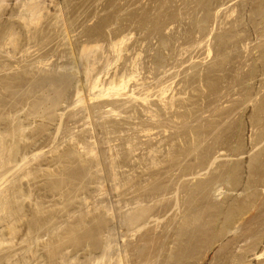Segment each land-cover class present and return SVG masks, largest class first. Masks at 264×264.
Listing matches in <instances>:
<instances>
[{"label":"rangeland","instance_id":"obj_1","mask_svg":"<svg viewBox=\"0 0 264 264\" xmlns=\"http://www.w3.org/2000/svg\"><path fill=\"white\" fill-rule=\"evenodd\" d=\"M23 1L0 2V264H264V0ZM82 41L106 51L93 68ZM76 54L82 85L99 66L101 83L132 75L125 90L79 89Z\"/></svg>","mask_w":264,"mask_h":264},{"label":"bare ground","instance_id":"obj_2","mask_svg":"<svg viewBox=\"0 0 264 264\" xmlns=\"http://www.w3.org/2000/svg\"><path fill=\"white\" fill-rule=\"evenodd\" d=\"M6 1H7L6 4L8 5L9 2H8V0H6ZM21 1H22V0H21ZM39 1H41V0H25V1H23L24 3L22 4V6L24 5V6H27V7H24V6H23L22 8H23V9H24V8H28L29 11H34V13H32V12H31V13H32L33 15L35 14L34 16H36L37 13L41 12V10H40L41 7H43L42 9H44V8H48V6L46 5V4H47L46 2H48V0H47V1L44 0V1H46V2L43 1L44 4H43L42 2L39 3ZM52 1H53V0H52ZM54 1H55V0H54ZM54 1H53V2H54ZM59 1H60V0H58V6H59ZM75 1H76V0H75ZM75 1H73V2H75ZM143 1H144V0H143ZM0 2H1V0H0ZM2 2H3V1H2ZM2 2H1V3H2ZM55 2H57V1H55ZM55 2H54V3L51 2V3L53 4V6H55ZM71 2H72V1H71ZM76 2H77V1H76ZM81 2H82V1H81ZM81 2H80V3H81ZM131 2H132V1H131ZM1 3H0V4H1ZM90 3H91V2H90ZM19 4H21V3L19 2ZM42 4H43L44 6L46 5V7H44ZM49 4H50V3H48V5H49ZM72 4H73V3H72ZM83 4H85V3H83ZM86 4H87V3H86ZM4 5H5V3H3V5H1L0 10L3 9ZM41 5H42V6H41ZM50 5H51V4H50ZM50 5H49V6H50ZM70 5H71V4H70ZM70 5H69V6H70ZM76 5H77V3H76ZM78 5H79V3H78ZM88 5H89V4H88ZM5 6H6V5H5ZM40 6H41V7H40ZM51 6H52V5H51ZM60 6H61V5H60ZM7 7H8V6H7ZM39 7H40V9H39ZM55 7H56V6H55ZM1 8H2V9H1ZM5 8H6V7H5ZM18 8H21V7L18 6ZM62 8H63V7H62ZM74 8H75V7H74ZM23 9H22V10H23ZM59 9H61V7H60ZM28 10L26 9L27 13H29ZM39 10H40V11H39ZM26 11H25V9L23 10V12H25V13H26ZM43 11H44V10H43ZM60 11H61V10H60ZM139 11H140V10H139ZM61 12H62V11H61ZM21 13H22V12H21ZM63 13H64V12H63ZM132 13H133V12H132ZM29 14H30V13H29ZM32 14H30V15H28V16H31ZM59 15H61L60 12H59ZM28 16H27V17H28ZM34 16H33L32 18H33L34 21H35V20H36V19H35L36 17H34ZM61 16H62V18H63V20H64V14L61 15ZM38 17H39V15H38ZM38 17H37V19H39V18L41 19V17H39V18H38ZM21 18H22V17H21ZM23 18H24V19H27V18H25V17H23ZM32 18H31V19H32ZM59 18H60V17H59ZM62 18H60V19H62ZM29 19H30V17H29ZM29 19H28V20H29ZM40 19H39V20H40ZM39 20H37V21H39ZM140 20H141V19H140ZM26 21H27V20H26ZM32 21H33V20H32ZM61 21H62V20H61ZM134 21H135V20H134ZM63 22L65 23V20H64ZM64 23H63V24H64ZM14 25H15V23H14ZM23 25L26 26L25 23H24ZM66 25H67V24L65 23L64 26H66ZM111 25H113V24H111ZM141 25H142V24H141ZM19 26H20V25H19ZM21 26H22V25H21ZM24 26H22L21 28L24 29ZM27 26H28V25H27ZM64 26H63V27H64ZM67 26H68V25H67ZM37 27H38V26H37ZM37 27H36V28H37ZM63 27H62V28H63ZM114 27H115V26H114ZM18 28H20V27H18ZM28 28H29V26H28ZM62 28H61V29H62ZM65 28H66V27H65ZM129 29H130V28H129ZM12 30H13V29H12ZM19 30H20V29H19ZM25 30L27 31L28 34H30V33H29V32H30L29 29H28V30L25 29ZM25 30H24V31H25ZM31 30H32V29H31ZM36 30H38V29H36ZM43 30H44V28H43ZM51 30H52V29H51ZM64 30H65V29H64ZM66 30H67V29H66ZM125 30H126V29H125ZM125 30H124V31H125ZM141 30H142V29H141ZM34 31H35V30H34ZM34 31H33V33H34ZM41 31H42V29H41ZM68 31H69V30H68ZM36 32L38 33V31H35V33H34L35 36H34V37H36ZM42 32L45 33V31H42ZM50 32H51V31H50ZM50 32H49V33H50ZM55 32H57V31H55ZM66 32H67V31H66ZM118 32H119V31H118ZM27 33H25L26 36H28ZM57 33H58V32H57ZM68 33H69V32H67V34H68ZM14 34H15V33H14ZM14 34H12V35H14ZM21 34H22V33H21ZM31 34H32V32H31ZM40 34H41V32H40ZM45 34H46V33H45ZM45 34H44V35H45ZM70 34H71V33H70ZM123 34L125 35V33H123ZM126 34H127V33H126ZM17 35H18V34H17ZM32 35H33V34H32ZM51 35H52V34H51ZM54 35H56V34H54ZM54 35H52V36H54ZM86 35H87V34H86ZM124 35H123V36H124ZM22 36H23V38H24V36H25L24 33H23ZM30 36H31V35H30ZM62 36H63V35H62ZM62 36H61V37H62ZM70 36H71V35H70ZM70 36H69V34H68L67 37L70 38ZM87 36L90 37V35H87ZM87 36H85V38H88ZM96 36H97V35H96ZM119 36H120V35H119ZM119 36H118V37H119ZM126 36H127V35H126ZM28 37H29V36H28ZM32 37H33V36H32ZM34 37H33V38H34ZM58 37H59V36H58ZM80 37H81V35H80ZM97 37H98V36H97ZM111 37H112V34H111ZM127 37H128V36H127ZM127 37H126V39H127ZM20 38H21V37H20ZM26 38H27V37H26ZM29 38H31V37H29ZM33 38H31V39H33ZM53 38H54V37H53ZM62 38H63V37H62ZM71 38H72V37H71ZM119 38H120V37H119ZM119 38H118V39H119ZM36 39L38 40V38H36ZM36 39H35V41L38 42ZM40 39H41V38H40ZM40 39H39V40H40ZM45 39H46V36H45L44 40H45ZM49 39H50V38H49ZM51 39H52V37H51ZM64 39L67 40V38H64ZM64 39H63V40H64ZM88 39H89V38H88ZM99 39H100V38H99ZM111 39H113V40H111V41H114L115 38L113 37V38H111ZM116 39H117V37H116ZM123 39H125V37H124V38L122 37V43H123ZM126 39H125V41H126ZM20 40H21V39H20ZM25 40H29V39H25ZM33 40H34V39H33ZM44 40H43V41H44ZM52 40H54V39H52ZM56 40H57V39H56ZM56 40H55V41H56ZM65 40H64L63 42H65ZM70 40H71V39H70ZM70 40H69V41H70ZM80 40H81V39H80ZM97 40H98V39H97ZM29 41L32 42L31 40H29ZM35 41H34V42H35ZM43 41H42V42H43ZM47 41H48V39H46V43L48 44ZM49 41H50V40H49ZM55 41H54V42H55ZM69 41H68V43H69V44H72L71 41H73V40H71L70 42H69ZM84 41H85V40H84ZM84 41H82V43H81V44H84V45H83V49H82V48H79V49L81 50V52H79V50H78L77 52H79V53L82 54V55H81V54H80V55L78 54L79 57H80V56H83V57L85 56V57H84L85 59L82 58V57L79 58L77 54H76L77 58H76V56H74V57L72 56V57H73V61H74V65L72 64L73 62L71 63V64L73 65L72 73H73V75L75 76V78H77V84H76V82H75L76 86H78L79 89H80V88L86 89V88H84L85 85H86V87H88V85H91V84H92V86H91L92 88L100 87V86L102 85V87L105 88L106 90H116V92L118 91V93H119V91H121L122 89L125 88V81H126V80H125V77H126V76L124 77V80H125V81H124V80L122 79V77H121L122 80L118 79V77L120 78V76H117V75H118V74H117V75H116L117 80H114V79H116V77H115V78L113 77V76L115 75V74H114L113 76L111 75V76L113 77V80H111L112 77H110V79H109V76L107 77L108 79L105 78V79H107V82L105 81V83H107L106 85H105L104 82L101 83V82H100L101 80H99V77H97V76L100 75V73H101V71H100V73L97 74V73H98V70H99V66H98L99 63H97V62L101 61L102 58H101V60H100V59L98 60V59H97V58H98L97 55H98L99 53L101 54V52L104 53L105 50H104V48H102L103 45H102L101 41H100V43H99L98 41H96L97 43L94 42L96 45H95L93 42L90 41V43H93L95 46H97L98 44H101L102 46L100 45V46H97V47H100L103 51L100 50V48H99L100 51H99V50H96V47H95L94 45L91 44L92 47H93V48H92V47L90 46V43H88V44H89V47H91V50L88 49V50H90V51H88V50L86 49V52H87V53H84V55H83L82 52L85 51L84 48H85L86 45H87V43H84ZM116 41H117V43H118V42L121 41V40L119 39V41H118V40H116ZM116 41L113 42V44L116 43ZM140 41H142V40H140ZM27 42H28V41H27ZM34 42H33V45H34ZM40 42H41V40H40ZM88 42H89V41H88ZM109 42H110V41H109ZM58 43H59V42H58ZM111 43H112V42H111ZM125 43H126V42H125ZM125 43H124V44H125ZM30 44L32 45V43H30ZM64 44H66V43H63V47H64ZM81 44H80V46H81ZM120 44H121V43H119V45H120ZM139 44H140V43H139ZM31 45H29V46L31 47ZM35 45L38 46L39 44H36V43H35ZM44 45L46 46V44H44ZM78 45H79V44H78ZM111 45H112V44H111ZM111 45H110V46H111ZM119 45H118V46H119ZM29 46H28V47H29ZM61 46H62V44H61ZM61 46H59V47H61ZM73 46H74V45H73ZM73 46L71 45L72 48H73ZM75 46H76V45H75ZM75 46H74V47H75ZM120 46L123 47L122 44H121ZM126 46H127V45H125V47H126ZM26 47H27V46H26ZM30 47H29V48H30ZM34 47H35V46H34ZM46 47H49V46H46ZM46 47H45V48H46ZM52 47H53V46H52ZM52 47H51V49H52ZM78 47H79V46H78ZM81 47H82V46H81ZM111 47H112V46H111ZM29 48H28V49H29ZM32 48H33V46H32ZM32 48H31V49H32ZM40 48H41V47H40ZM45 48H44V49H45ZM86 48H88V45H87ZM113 48H114V45H113L112 49H113ZM115 48H116V46H115ZM126 48H127V47H126ZM35 49H36V48H35ZM44 49H43V51H42L43 53H44ZM49 49H50V48H49ZM51 49H50V50H51ZM54 49H57V48H54ZM58 49H59V48H58ZM61 49H62V48H60V50H61ZM73 49H74V48H73ZM76 49H78V48L76 47ZM93 49H95L96 52L98 51V53L95 52V54H92V53H94V52H92V51H94ZM116 49H117V48H116ZM118 49H119V48H118ZM124 49H125L124 47H123V49L120 48V50H122V51H119V50H118L120 53H118V52L116 51L117 53H115V54H116V55L118 54L117 56L119 57V54H121V52H123ZM128 49H129V48H128ZM38 50H39V49H38ZM71 50H72V49H71ZM82 50H84V51H82ZM113 50H114V49H113ZM129 50H130V49H129ZM140 50H141V49H140ZM27 51L30 52V51H32V50H30V51L27 50ZM46 51H47V50H46ZM46 51H45V52H46ZM51 51H52V50H51ZM62 51H63V50H62ZM66 51L69 52V48H68V50H66ZM72 51H73V50H72ZM125 51L128 52L127 49H126ZM125 51H124V52H125ZM56 52H58V50H57ZM74 52H75V51H74ZM74 52H73V53H74ZM77 52H76V53H77ZM88 52H92V53L89 54ZM105 52H106V51H105ZM113 52H115V51H113ZM113 52H112V53H113ZM37 53H38V51H37ZM47 53H50V54H51L52 52H47ZM59 53H60V52H59ZM64 53H65V51H64ZM69 53H70V52H69ZM71 53H72V52H71ZM71 53L69 54V56L71 55ZM73 53H72V55H73ZM103 53H102V54H103ZM135 53H136V52H135ZM138 53H139V52H138ZM138 53H137V54H138ZM32 54H34V53H32ZM32 54H31V55H32ZM50 54H48V55H50ZM55 54H56V53H55ZM55 54H54V55H55ZM57 54H58V53H57ZM85 54L90 55V56H91V54H92V55H95V57H93L92 60H93L94 58H96V56H97V58L95 59V61H97V62H95V61H94V62L96 63V66H98V67H97L98 70H97V73H96L97 76H96L95 79H94V78L91 79L93 76H91V78H89L90 80H92L91 84H89L88 81H90V80L87 79V78H88L90 75H92V74H89V72L85 71V70H87V69H83V71H84V72H83V76H84V77L86 76V78H84V79L87 80V82H85V83H87V84L84 83L85 85H84V84L82 85L81 82H78V80L80 81V79H78V78H80L79 75H81V74L79 73V71H80V70H79V67L81 66L80 61H81L82 63H83V61H85L84 63H86V61H87V65H86V64H83V65H85V66L82 65L81 68H82V67H84V68H85V67L88 68V67H89V66H88L89 63L91 64V62H92V60H90L91 62H90V61L88 62V58H89V56L86 57L87 55H85ZM96 54H97V55H96ZM122 54H123V53H122ZM139 54H141V52H140ZM36 55H37V54H36ZM41 55H43V54L41 53ZM45 55H47V54H44V56H45ZM60 55H61V54H60ZM74 55H75V54H74ZM108 55H109V54H108ZM110 55H111V54H110ZM110 55H109V56H110ZM65 56H66V55H65ZM101 56H102V55H101ZM106 56H107V55H106ZM106 56H105V57H106ZM42 57H43V56H42ZM46 57H47V56H46ZM50 57H51V56H50ZM66 57H68V54H67ZM107 57H108V56H107ZM47 58H49V56H48ZM78 58H79V59H84V60L82 61V60H79ZM86 58H87V60H86ZM42 59H43V61L45 62V59H44V58H42ZM90 59H91V58H90ZM50 60H52V59H50ZM64 60H65V59H64ZM69 60H70V59H69ZM71 60H72V59H71ZM43 61L41 60V63H40L39 60H38V62L40 63V65L43 63ZM78 61H79V63H80V66H79ZM107 61H109V59H108ZM111 61H112V60H111ZM109 62H110V61H109ZM109 62H108V65H110V63H111V62H110V63H109ZM45 63H46V62H45ZM45 63H44V64H45ZM48 63H50V62H48ZM36 64H37V63H36ZM93 64H94V63L92 62V64L90 65L91 68L94 67L95 64H94V65H93ZM15 65H16V64H15ZM45 65H46V64H45ZM92 65H93V67H92ZM87 66H88V67H87ZM28 67H29V66H28ZM36 67H39V65L36 66ZM36 67H35V68H36ZM40 67H41L40 69H43V71H44L43 73H45V72L47 73V71H48V72L50 71L49 69L46 70V69L44 68V66H43V68H42V66H40ZM45 67H46V66H45ZM48 67H49V66H48ZM136 67H137V66H136ZM136 67L134 68L135 70H136ZM26 68H27V66H26ZM26 68H25V69H26ZM29 68H30L29 70H32L33 66H32V68H31V67H29ZM95 69H96V68H95ZM38 70H39V69H38ZM45 70H46V71H45ZM59 70H60V68H59ZM61 70H63V69H61ZM61 70H60V72H61ZM78 70H79V71H78ZM88 70H89V69H88ZM93 70H94V69H93ZM41 71H42V70H41ZM41 71L39 70V72H36V71H35V72L40 74V75L38 74V76H42V75H41L42 73H40ZM57 71H58V69H57ZM81 71H82V69H81ZM89 71H90V73L92 72L91 70H89ZM133 71H134V70H133ZM33 72H34V69H33ZM33 72H32V73H33ZM35 72H34V76H37V75L35 74ZM62 72H63V71H62ZM95 72H96V71H95ZM50 73H52V71H51ZM53 73H54V75H57V74H55V70L53 71ZM66 73H67V72H66ZM66 73L63 72L62 75H63V74H66ZM85 73H86V74L88 73V74H87L88 76H87V75H84ZM47 74L51 76V74H49V73H47ZM68 74H69V73H68ZM52 75H53V74H52ZM54 75H53V76H54ZM58 75H59V74H58ZM60 75H61V74H60ZM38 76H37V77H38ZM45 76H46V75H45ZM45 76H43V77H45ZM50 76H49V77H50ZM122 76H124V75L122 74ZM131 76H132V75H131ZM131 76H128V77H131ZM133 76H134V75H133ZM43 77H41L42 80H43ZM66 77H67V76H64L63 78H66ZM68 77H69V76H68ZM128 77H126V79H127ZM33 78H34V77H33ZM41 78H40V79H41ZM51 78H52V76H51ZM51 78L48 79V80H51ZM54 78H55V77H54ZM56 79H57V78H56ZM58 79H59V77H58ZM58 79H57L56 82H59V83H60V81H58ZM61 79H62V78H61ZM73 79H74V78H73ZM32 80H33V79H32ZM46 80H47V78H46ZM46 80H44V81H45V83L47 84ZM59 80H60V79H59ZM65 80H67V78H66ZM102 80H103V79H102ZM108 80H110V81L108 82ZM118 80H119V81H118ZM33 81H34V80H33ZM33 81H31V82H33ZM54 81H55V80H54ZM63 81H64V79H63ZM71 81H72V79H71ZM71 81H69V82H71ZM74 81H76V80H74ZM36 82H37V81H36ZM36 82H34V83H36ZM50 82H51V81H50ZM50 82H48V83L51 84L52 82H51V83H50ZM61 82H62V80H61ZM65 82H66V81H64V83H65ZM82 82H84V81H82ZM126 82H127V81H126ZM24 83H25V81H24ZM54 83H55V82H54ZM79 83H80L82 86H84V87H82V86L79 87V85H80ZM99 83H100V84H99ZM143 83H144V82H143ZM145 83H146V82H145ZM145 83H144V84H145ZM148 83H149V82H148ZM46 84H45V85H46ZM52 84H53V83H52ZM52 84H51V85H48L49 88H48V86L46 85V87L49 89V90H48V89L44 88V89H46V92H47V90H48L49 92H53V91H50V90H52V87H54V86L57 87V86H56V83H55L54 86H52ZM60 84H62V83H60ZM66 84H67V83H66ZM73 84H74V83H73ZM78 84H79V85H78ZM42 85H43V84H41V86H42ZM45 85H44V86H45ZM57 85H59V84L57 83ZM127 85H128V84H127ZM127 85H126V86H127ZM148 85H149V84H148ZM24 86H25V85H24ZM33 86H34V85H32V87H33ZM36 86L39 87L40 84L38 85V83H37ZM36 86H34V87H36ZM60 86L62 87L63 84L60 85ZM149 86H151V85H149ZM32 87L29 86V90H30V91H31V88H32ZM50 87H51V88H50ZM63 87H64V86H63ZM67 87H68V86H67ZM89 87H90V86H89ZM137 87H139V86L137 85ZM146 87H148V86H146ZM40 88H41V87H40ZM40 88H39V89H40ZM139 88H140V87H139ZM141 88H143V89L145 90L144 86H143V87L141 86ZM141 88H140V89H141ZM150 88H151V87H149L148 89L146 88L147 91H150V90H149ZM22 89H23V88H22ZM24 89H26V86L24 87ZM32 89H33V88H32ZM39 89H38V90H39ZM42 89H43V88H41V90H40L39 92L37 91L36 94H40V93L43 94L42 92H44V96H45V94H48V92L46 93L45 90L42 91ZM64 89H65V88H64ZM79 89H76V90H78V93L81 95V98H82V96H83L82 93H83L84 90H79ZM134 89H135V88H134ZM134 89H133V91H131L132 94H133V92H134ZM143 89H142V90H143ZM29 90H28V91H29ZM33 90H34V89H33ZM36 90H37V89H36ZM36 90H34V91H36ZM88 90H89V89H88ZM90 90H91V89H90ZM124 90H125V89H124ZM86 91H87V90H86ZM140 91H141V90H140ZM145 91H146V90H145ZM11 92H12V91H11ZM14 92H15V90H14ZM16 92H18V91H16ZM23 92H24V91H23ZM23 92L21 93V95L24 94V93H26V92H27V89H26V92H24V93H23ZM109 92H110V91H109ZM118 93H117V94H118ZM127 93H128V92H127ZM127 93H125V94H127ZM136 93H137V91H136ZM142 93H144V91H143ZM12 94L14 95V94H17V93H12ZM12 94H11V95H12ZM19 94H20V93H19ZM26 94H27V93H26ZM26 94H25V95H26ZM41 94H40V95H41ZM84 94L86 95V92H85ZM106 94H107V93H106ZM110 94H111V93H110ZM110 94H109V96H110ZM123 94H124V92H123ZM13 95H12V96H13ZM17 95H18V94H17ZM17 95H16L15 97L18 98L20 95H18V96H17ZM27 95H28V94H27ZM29 95H30V93H29ZM29 95H28V96H29ZM40 95H39V98L43 96V95H42V96H40ZM102 95H103V94H102ZM114 95H116V93H115ZM119 95H120V94H119ZM121 95H122V94H121ZM134 95L137 96V95H139V94L137 93V94H134ZM140 95H141V93H140ZM22 96H23V95H22ZM34 96H36L35 93H34V95H33V93H32L31 98H32V97L34 98ZM44 96H43V98H44L43 100H45V98H46L47 101H48V99H49V101H50V97H49V95H48L47 97H46V96L44 97ZM103 96H104V95H103ZM106 96H107V95H106ZM111 96H112V95H111ZM122 96H123V95H122ZM141 96H143V95H141ZM141 96H140V97H141ZM13 97H14V96H13ZM20 97H21V96H20ZM25 97H26V96H25ZM37 97H38V96H37ZM48 97H49V98H48ZM83 97H84V96H83ZM17 98H16V99H17ZM29 98H30V97H29ZM39 98H36V97H35V99H37V101L39 100V102H40V100H41L42 98H41V99H39ZM47 98H48V99H47ZM84 98H85V97H84ZM84 98L79 99V100H80L79 102H81V100H83ZM145 98H147V97H144V98H142V99H145ZM20 99H21V98H20ZM25 99H26V98H25ZM53 99L55 100V99H57V98L55 97V98H53ZM86 99H87V98H86ZM86 99H85V101H86ZM88 99H90V98H88ZM92 99H93V98H92ZM101 99H102V98H101ZM110 99H111V98H110ZM136 99H137V98H136ZM139 99H140V98H139ZM23 100H24V99H23ZM26 100H28V98H27ZM29 100H30V99H29ZM32 100H34V99H32ZM43 100H41V101H43ZM46 100H45V101H46ZM54 100H53V101H54ZM98 100H99V99H98ZM133 100H134V98H133ZM77 101H78V100H77ZM92 101H93V100H92ZM94 101H95V100H94ZM113 101H114V100H113ZM113 101H112V102H113ZM136 101H137V100H136ZM34 102H35V100H34ZM34 102H33V103H34ZM90 102H91V101H90ZM105 102H106V101H105ZM115 102H117V101H115ZM115 102H113V103H115ZM45 103H46V102H45ZM45 103H44L43 105H45ZM47 103H48V102H47ZM77 103H78V102H77ZM83 103H84V102H83ZM83 103L81 102V104H83ZM87 103H88V102H87ZM106 103H107V102H106ZM35 104H36V103H35ZM107 104H108V103H107ZM107 104L104 105V106H107ZM109 104H110V103H109ZM111 104H112V103H111ZM121 104H122V103H121ZM123 104H124V103H123ZM123 104L121 105V107H123V106L125 105V104H124V105H123ZM27 105H28V104H27ZM27 105H26V106H27ZM49 105H50V104H49ZM83 105H84V104H83ZM86 105H87V104H86ZM100 105H101V104H100ZM114 105H115V104H114ZM116 105H117V104H116ZM26 106H25V107H26ZM30 106H31V105H30ZM46 106H47V105H46ZM75 106H76V105H75ZM27 107H28V106H27ZM50 107H51V106H50ZM88 107H89V106H88ZM113 107H114V106H113ZM15 108H16V107H15ZM35 108H36V107H35ZM86 108H87V106H86ZM19 109H20V108H19ZM35 110H36V109H35ZM88 110H89V109H88ZM96 110H98V109H96ZM47 111H48V110H47ZM19 113H20V112H19ZM51 113H52V112H51ZM10 114H11V113H10ZM10 114H9V115H10ZM79 114H80V113H79ZM14 115H16V113H15ZM43 117H44V116H43ZM2 119H3V118H2ZM24 124H25V123H24ZM27 124H28V123H27ZM30 124H31V123H30ZM21 125H23V124H21ZM21 125H19V126H20V129H19L20 131H21L22 128H23ZM32 125H33V124H32ZM24 127H25V126H24ZM26 127H28V125H27ZM24 129H25V128H24ZM25 130H26V129H25ZM14 131H15V130H14ZM20 131H19V132H20ZM24 132H25V131H24ZM15 133H16V132H14L13 134H15ZM21 133H22V131H21ZM5 134H6V133H5ZM23 134H24V133H23ZM23 134H22V135H23ZM2 135H3V134H2ZM26 135H27V134H26ZM13 136H14V135H13ZM27 136H28V135H27ZM16 137H17V135H16ZM24 137H26V136H24ZM19 140H20V139H19ZM17 141H18V140H17ZM0 142H1V141H0ZM2 142H3V141H2ZM3 143H4V142H3ZM17 143H18V142H17ZM94 143H95V142H94ZM4 144H5V143H4ZM4 144H3V145H4ZM15 144H16V142H15ZM19 144H20V143H19ZM0 145H2V143H0ZM3 145H2L0 148H2ZM12 145H13V146H12V149H13V147H14V143H13ZM16 145H17V144H16ZM4 146H5V145H4ZM92 146H95V144L92 145ZM10 147H11V146H10ZM18 147H19V146H18ZM18 147H15V148L18 149ZM15 148H14V149H15ZM95 148H96V147H95ZM95 148H94V149H95ZM14 149H13V150H14ZM91 149H93V147H92ZM1 150L3 151L4 149H1ZM1 150H0V151H1ZM5 150H6V147H5ZM9 150H10V149H9ZM2 151H1L0 155L2 154ZM19 151H20V149H19ZM19 151H18V152L16 151V152L19 153ZM4 152H5V151H4ZM91 152H92V151H91ZM97 152H98V151H97ZM97 152H96V154H97ZM4 154H5V153H4ZM98 154H99V153H98ZM9 155H10V154H9ZM23 156H24V158L27 157L26 154L23 155ZM98 156H99V155H97V157H98ZM2 158H3V156H2ZM98 158H100V157H98ZM0 159H1V158H0ZM22 159H23V158H22ZM100 159H101V158H100ZM1 161H2V159H1ZM14 161H17V160H14ZM14 161H13V162H14ZM5 162H6V161H5ZM101 162H102V161H101ZM9 163H12V162H9ZM9 163L7 162V164H9ZM16 163H17V162H16ZM18 163H19V162H18ZM18 163H17V164H18ZM95 163H96V162H95ZM95 163H94V164H95ZM112 164H113V163H112ZM97 165H99V164H97ZM6 166H7V165H6ZM95 167H96V166H95ZM12 168H13V167H11V169H12ZM100 168H101V167H100ZM100 168H99V169H100ZM103 168H104V167H103ZM103 168H102V169H103ZM100 170H101V169H100ZM8 172H9V170H8ZM8 172H7V173H8ZM7 173L5 172V175H6ZM30 173H31V172H29V176H30ZM2 174H4V173H2ZM3 176H4V175H3ZM26 176H28V175H26ZM23 177H25V176H23ZM101 178H102V177H101ZM102 179H103V178H102ZM105 181H106V180H105ZM4 182H5V181H4ZM205 183H206V182H205ZM205 183H204V184H205ZM207 183H208V182H207ZM207 183H206V184H207ZM206 184H205V185H206ZM208 184H209V183H208ZM208 184H207V185H208ZM207 185H206V186H207ZM206 186H205V187H206ZM21 189H22V187H21ZM28 194H29V193H28ZM187 200H188V199H187ZM109 205H110V204H109ZM193 205L195 206V204H193ZM112 206H113V205H112ZM196 206H197V205H196ZM23 208H24V207H23ZM141 208H142V207H141ZM143 209H144V208H143ZM146 209H147V208H146ZM134 210H135V209H134ZM212 210H214V209H212ZM140 212H141V211H140ZM109 213H110V212H109ZM141 213H144V211H142ZM141 213H137V214L134 213L133 215H134V216H135V215H137V216L139 215V217H140ZM183 213H184V212H183ZM183 213H182V215H185V213H184V214H183ZM112 214H114V213H112ZM112 214H111V215H112ZM126 214H127V213H126ZM144 214H146V211H145ZM111 215H109V216H111ZM114 215H115V214H114ZM133 215L131 214L130 217H132ZM141 216H142V215H141ZM112 217H113V215H112ZM126 217H127V215H126ZM128 217H129V216H128ZM135 217H136V216H135ZM135 217H133V218H135ZM187 217L189 218V217H192V216L189 215V216H187ZM23 218H24V217H23ZM109 218H110V217H108V219H109ZM113 218H114V217H113ZM115 218H116V219H115ZM115 218H114V220L116 221V220H117V217L115 216ZM198 218H199V217H198ZM124 219H125V218H124ZM170 219H171V218H170ZM193 219H194V218H193ZM114 220H113V223H112V220H111V221L108 220V222H109V221L111 222L110 225H111V224H114L113 226L111 225V226H112L111 228L114 227V229H115V226H117V224L114 222ZM118 220H119V219H118ZM129 220H130V222H131V221L136 222V219H135V220H132V219L130 218V219H128V221H129ZM185 220H186V219H185ZM187 220H188V219H187ZM128 221H127V222H128ZM141 221H142V220H141ZM116 222H117V221H116ZM124 222H125V221H124ZM182 222H183V221H182ZM128 223H129V222H128ZM144 223H145V222H144ZM195 223H196V222H195ZM115 224H116V225H115ZM131 224H132V222H131ZM137 224H139V223L136 222V225H137ZM178 224H179V223H178ZM196 224H197V223H196ZM136 225L132 224V225H130V226H131V228H133V227L136 226ZM207 225H208V224H207ZM128 226H129V224H128ZM117 227H118V226H117ZM190 227H191V226H190ZM222 227H223V226H222ZM109 228H110V227H109ZM111 228H110V229H111ZM118 228H119V227H118ZM118 228H117V229H118ZM30 229L32 230V227H31ZM30 229H29V230H30ZM31 230H30V231H31ZM59 230H60V229H59ZM137 230H138V229H137ZM253 231H254V230H253ZM128 232H129V231H128ZM188 232H189V231H188ZM189 233H190V232H189ZM189 233H187L188 236H189ZM144 234H145V233H144ZM201 234H202V233H201ZM216 234H217V233H216ZM218 234H219V233H218ZM61 235H62V234H61ZM61 235H60V237H62ZM108 235H109V234H108ZM116 236H117V235H116ZM190 236H192V235H190ZM108 237H109V236H108ZM206 237H207V236H206ZM54 238H55V237H54ZM54 238H53V239H54ZM63 238L65 239V237H63ZM63 238H61V239H63ZM51 239H52V238H51ZM51 239H50V240H51ZM137 240H140V239L137 238ZM137 240H136V242H137ZM142 240H143V239H142ZM210 240H211V239H210ZM35 241H36V240H35ZM51 241H52V240H51ZM51 241H50V243H51ZM100 241H101V240H100ZM47 242H48V241H46V243H47ZM59 242H60V240H59ZM202 242H203V241H202ZM254 242H255V241H254ZM37 243H38V242H37ZM37 243L35 242V244H37ZM48 243H49V242H48ZM56 243H58V242H56ZM131 243H132V242H131ZM210 243H211V242H210ZM39 244H40V243H39ZM51 244H52V243H51ZM132 244H133V243H132ZM139 244H140V242L138 243V246H139ZM181 244H182V243H181ZM198 244H199V243H198ZM30 245H31V244H30ZM44 245H45V243H44ZM46 245H47V244H46ZM133 245H134V244H133ZM133 245H132V247H133ZM37 246H38V245H37ZM40 246H41V248H42V247H43V244H41ZM60 246H61V245H60ZM60 246H59V247H60ZM105 246H106V244H105ZM119 246H120V244H119ZM27 247H28V246H27ZM38 247H39V246H38ZM99 247H100V246H99ZM112 247H113V246H112ZM129 247H131V246H129ZM206 247H207V246H206ZM30 248H31V246H30ZM120 248H121V247H120ZM38 249H39V248H38ZM131 249H132V248H131ZM133 249L136 250L135 247H134ZM183 249H184V248H183ZM207 249H209V248H207ZM254 249H255V251H257V250H256V246L254 247ZM254 249H253V250H254ZM257 249H258V248H257ZM30 250H32V249H28V251H30ZM46 250H47V249H46ZM55 250H56V249H55ZM120 250H121V249H120ZM139 250H141V249H139ZM185 250H186V248H185ZM224 250H225V249H224ZM229 250H230V249H229ZM20 251H21V250H20ZM26 251H27V250H26ZM26 251H25V252H26ZM59 251H60V250H59ZM104 251H105V250H104ZM111 251H112V249H111ZM126 251H127V249H126ZM128 251H129V250H128ZM193 251H194V250H193ZM205 251H206V250H205ZM208 251H209V250H208ZM225 251H227V250H225ZM258 251H259V250H258ZM38 252H41V250L39 249ZM132 252H133V251H132ZM170 252H171V251H170ZM201 252H202V251H201ZM35 253H36V252H35ZM41 253H43V251H42ZM60 253H61V252H60ZM99 253H100V252H99ZM116 253H117V252H116ZM119 253H121V252L119 251ZM125 253H126V252H125ZM127 253H128V252H127ZM129 253H130V252H129ZM133 253H134V252H133ZM229 253H230V252H229ZM255 253H256V252H255ZM258 253H259V252H258ZM263 253H264V252H263ZM33 254H34V253H32V255H33ZM43 254H44V253H43ZM58 254H59V253H58ZM58 254H56V255H58ZM122 254H123V252H122ZM135 254H137V253H135ZM222 254H223V252H222ZM225 254H226V252H225ZM225 254H224V255H225ZM231 254H232V253H231ZM233 254H234V253H233ZM261 254H262V253H261ZM32 255H31V257L34 259V255H33V256H32ZM39 255H40V254H39ZM60 255L62 256V253H61ZM97 255H98V253H97ZM102 255L104 256V253H103ZM123 255H124V254H123ZM126 255H127V254H126ZM130 255H131V254H130ZM174 255H175V254H174ZM238 255H239V254H238ZM98 256H99V255H98ZM118 256H119V257H118ZM132 256H133V255H132ZM132 256H129V264H138V259H133V258H131ZM136 256H137V255H136ZM179 256H181V255H179ZM232 256H235V255H232ZM236 256H237V255H236ZM236 256H235V257H236ZM239 256H240V255H239ZM44 257L46 258L45 261H47V260H48L47 257H46V256H44ZM124 257H125V260H126V256H122V255L118 254V255H117V258H118V259H116L117 261H115V262H116L115 264H126L125 262H126L128 259L125 261V260H124ZM127 257H128V255H127ZM137 257L139 258V260L141 259V258L139 257V255H138ZM169 257H170V256H169ZM41 258H42V257H41ZM41 258H40V259H41ZM135 258H136V257H135ZM193 258H194V256H193ZM193 258H191V260H193ZM242 258H243V256H242ZM38 259H39V257L37 258V261H38ZM40 259H39V260H40ZM43 259H44V258H43ZM43 259H41V260H43ZM99 259H100V258H99ZM102 259H103V258H102ZM202 259H203V258H202ZM35 260H36V258H35ZM166 260H167V258H166ZM195 260H196V259H195ZM236 260H237V259H236ZM37 261H36V262H37ZM45 261H44V262H45ZM97 261H98V260H97ZM179 261H180V260H179ZM193 261H194V260H193ZM242 261H243V260H242ZM38 262H39V261H38ZM141 262L144 263V260L141 261ZM194 262H195V261H194ZM194 262H193V264H195ZM40 263H41V262H40ZM45 263L47 264L48 262H45ZM49 263H50V262H49ZM103 263H104V262H103ZM148 263H149V262H148ZM198 263H199V262H198ZM205 263H206V262H205ZM104 264H105V263H104ZM151 264H153V263H151ZM169 264H170V263H169ZM191 264H192V263H191ZM199 264H200V263H199ZM244 264H246V263H244Z\"/></svg>","mask_w":264,"mask_h":264}]
</instances>
